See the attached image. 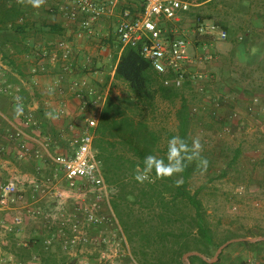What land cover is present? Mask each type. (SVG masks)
<instances>
[{
    "label": "rangeland",
    "instance_id": "rangeland-1",
    "mask_svg": "<svg viewBox=\"0 0 264 264\" xmlns=\"http://www.w3.org/2000/svg\"><path fill=\"white\" fill-rule=\"evenodd\" d=\"M48 4L53 5V2L46 0L44 6L48 7ZM127 7L136 16L140 13L141 3L120 0L115 14L107 16L112 14L108 13L97 20L103 29L93 26L94 34L83 32L78 26L80 36L103 52H93L96 66L91 65L95 63L92 60L94 55L87 52L84 68L71 60L70 70H66L62 63L54 66L36 57L31 49V34L25 32V26H36L32 19H36L45 8L36 9L38 13L33 14L35 9L19 5L17 0H0V123L5 130L0 134V186L14 180L26 197L25 203L0 210V264H43L42 255L29 249L31 240L45 246L48 252L44 253V258L52 264H139L145 258L143 253L133 254V246L121 219L112 215L108 217L111 212L106 201L100 202V214L107 215L106 222L92 227V222L86 220L82 199L78 198V192L66 187L51 158L57 152H68L76 144L83 113L76 104L79 113L70 111L69 106L58 115V112L49 111L47 104L50 98L47 79L54 67L61 68L63 74L56 87L63 96L69 94L71 97L72 93L66 88L70 75L83 77L84 71L94 72L95 69H98L96 72L100 73V78L92 84L110 88V96L115 98H126L130 94L128 87L112 74L117 60L115 48L119 43L115 29ZM197 8L198 15L193 7L188 16L189 26L167 24V29H177L190 39L186 72L205 73L209 79H189L176 97L166 100L157 96L152 103L141 104L138 113L142 115L135 113V116L144 119L158 133L159 154H165L168 139L179 133L177 111L183 101L187 103L191 111L188 140L191 143L192 138L199 137L203 145L202 156L209 161L206 172L199 169L193 172L188 187L192 193L199 191L198 197L203 202L208 226L214 235L213 243L205 246L200 243L208 252L205 256L211 259L221 242L244 236H264V0H208ZM8 18L17 19L20 24L13 26L11 20L1 21ZM207 18L227 27V39L213 37L206 41L199 38L197 19ZM244 37L250 40L248 46H241ZM106 46L108 49L105 50ZM10 47L12 53L8 51ZM14 52L18 55L10 65L4 59L11 58ZM210 53L214 54L212 61L197 60V57ZM73 55L75 57V50ZM90 65L95 67L89 68ZM32 66H36L37 71L29 72ZM74 71L79 73L74 74ZM5 88L10 92L4 93ZM17 98L24 109V114L19 117L15 111ZM47 112L59 120L63 118V126L56 129L52 119L46 118ZM30 115L33 121L26 125L25 120ZM5 116L31 138L28 135L25 139L23 136L10 138V133L17 128ZM72 121L75 125L71 128ZM106 139L116 153L135 157L118 137L108 134ZM23 142L27 149L21 147ZM144 185L136 184V194ZM157 190L159 199L153 203L147 197H137L131 219L135 222L141 220L145 229L151 228L155 236L162 229L191 232V238L196 236V228L190 222L195 208L180 198L173 201L174 191L167 190L161 183H158ZM116 191L110 186V200ZM165 201H169L168 208L164 207ZM154 211L157 212L155 215ZM160 211L165 217L158 215ZM16 216L20 221H14ZM174 218L178 220L172 228L167 222ZM135 244L137 246L138 241ZM165 252L169 255L170 249L166 248ZM148 257L154 261L155 254ZM183 261L190 264L189 257ZM217 262L264 264V240L252 246L243 245L241 240L232 241L210 264Z\"/></svg>",
    "mask_w": 264,
    "mask_h": 264
},
{
    "label": "built area",
    "instance_id": "built-area-1",
    "mask_svg": "<svg viewBox=\"0 0 264 264\" xmlns=\"http://www.w3.org/2000/svg\"><path fill=\"white\" fill-rule=\"evenodd\" d=\"M137 1L144 5L143 10L136 16H132L130 9L124 10L116 26L115 33L122 44L136 45L142 42L143 56L152 62L154 69L160 75L164 76L163 83L166 86L181 87L189 79H209L205 73L186 72L185 64L189 59L190 39L177 29H167L169 22L181 20V15L197 5L198 0ZM116 5L117 0H65L61 8L70 20L78 23L83 32L94 34L95 21L112 13ZM196 31L201 35L220 40L228 37L227 30L213 21L197 19ZM78 35L82 33L78 32ZM34 53L42 61L54 66L62 63L64 69L70 70L74 47L69 40L59 39L38 46ZM213 59V53L197 57L200 62H210ZM28 71L35 72L37 68L32 66ZM66 88L79 100V109L84 116L82 128L71 152L57 153L51 155V158L56 164L57 173L61 174L66 182V187L70 191L78 192V198L82 199L86 220L94 224H102L108 218L107 215L100 214L101 201H106L109 206V212L112 214L110 213L108 217L116 218L110 205V185L104 177L102 161L94 144L103 109L110 96V88H100L98 84H92L86 76L70 78ZM9 92L7 88L4 89V93ZM62 110L63 107L56 111L57 114L59 115ZM32 121L33 117L30 115L25 120V124L30 125ZM69 125L72 128L75 123ZM4 131L0 123V134H4ZM19 136H23V131L20 129L10 133V138L19 139ZM20 145L27 149L24 142ZM25 198V194L14 180H9L0 186V210L13 209L16 204L25 203ZM88 199L90 201H87ZM13 219L20 221L19 216ZM84 240L87 241V238L85 237Z\"/></svg>",
    "mask_w": 264,
    "mask_h": 264
},
{
    "label": "trees",
    "instance_id": "trees-1",
    "mask_svg": "<svg viewBox=\"0 0 264 264\" xmlns=\"http://www.w3.org/2000/svg\"><path fill=\"white\" fill-rule=\"evenodd\" d=\"M143 8L144 5L141 4L140 12ZM10 20L8 18V20L1 21L8 22ZM11 22L14 23L13 26L20 24L17 22V19L11 20ZM222 27L227 30V27ZM197 35L201 40L206 41L213 38L201 35L198 32ZM141 47L142 42L136 45H123L119 40L115 48L118 62L114 78L122 81L130 90V94L126 98L109 96L103 109L94 144L98 151V157L102 161V169L107 183L117 189L110 200L111 207L116 217L121 219L122 226L127 232L128 240L133 246V254L138 255L143 253L145 257L139 261V264H184L183 255L186 252L198 251L204 255H208L204 246L213 243L214 235L210 232L203 202L198 197L199 191L192 193L188 187L190 176L198 169L195 162L189 164L180 177L157 180L155 183L145 182L146 185L140 189L138 188L139 194H136V184L139 183L134 179L137 164L143 167V159L149 154L161 157L165 156V154H159L158 133L144 119L137 118L135 113L142 115L138 113L141 110L140 105L144 106L152 103L157 96L171 100L179 94V89L181 88L173 85L166 86L163 83L164 76L160 75L154 69L152 62L143 56ZM190 112L187 103L183 101L177 111L179 118L178 135L186 139H188ZM108 134L118 137L119 141L123 142L135 154V157H125L116 153L108 145V140L106 139ZM71 149H69L68 153L71 152ZM54 168H56L55 163ZM181 177L184 183L182 186L177 187L174 181ZM158 183L163 184L167 190L174 191L172 196L173 201L180 198L195 208V214L192 216L190 222L196 228V236L191 238V232L176 233L172 229H162L155 236L151 228L150 230L145 229L144 224L140 222L141 220L135 222L131 219L134 212L133 205H135L137 197L141 196L142 199L147 197L151 203L159 199L156 196L158 194ZM164 205L165 208H168L170 206L169 201H165ZM153 213L155 215L157 212L154 211ZM158 215L165 217L162 211L158 212ZM177 220V218H174L167 223L173 228V223H176ZM92 224V227L98 225ZM135 241H138L137 246ZM200 243H203L204 246H200ZM222 243L224 242L217 245L220 246ZM241 243L245 246H252L258 243V241L242 240ZM166 248L170 249L169 255L165 252ZM29 249L42 255L44 259L43 264H52L44 258V253L48 251L37 240L30 241ZM145 249H149L150 251H146ZM159 252L161 253L157 255ZM154 254V261L150 260L148 255L154 256ZM189 261L190 264H210L198 255L189 256ZM216 264H220V262Z\"/></svg>",
    "mask_w": 264,
    "mask_h": 264
},
{
    "label": "crops",
    "instance_id": "crops-1",
    "mask_svg": "<svg viewBox=\"0 0 264 264\" xmlns=\"http://www.w3.org/2000/svg\"><path fill=\"white\" fill-rule=\"evenodd\" d=\"M51 1L53 2V5L48 4V7L43 6L45 9L42 12L38 13L36 11V9H35L34 12L32 11L33 14L35 12L38 13L36 15V19L37 20L34 19V17L32 19L33 20V25H36V26H28V27L25 26L26 34H29V32L31 34V41H32L31 49L35 52L37 50L38 46L47 45L50 42H54L56 40L64 38V39L69 40L72 44H74L75 57H73L74 59H72V61L78 62L80 65H82V68H84L86 66L85 59H87V52L88 53L91 52V54L94 55L92 60H93V62H95L94 64H91V65H95L97 59L95 58L96 54H93V52H95L97 50L100 53H102L103 52V51H101L102 49L98 50V48L96 47V44H93L91 41H87L84 36H79L78 35V28H79L78 27V23L77 22H73L68 17H66L64 11L61 8L65 4V0H48V3H50ZM134 1L138 2L137 0H134ZM207 1L208 0H203V1L200 2L198 0L197 5L193 6L194 7V11L197 13V15H198V9H199L197 7H199L201 4L206 3ZM119 2H120V0H117V5L114 7V10H113L112 14H109L107 16L115 14L116 10L119 9L118 8ZM193 7L191 8V10L189 12L183 13L181 15V20H179L177 22H174V23L169 22L168 25L176 26L179 23V24H182L181 26H189V18H188V16H189V14H191L193 12ZM126 9H129V7L125 8L124 10H126ZM123 12L124 11H122L121 17L123 16ZM131 12H132V10H131ZM120 19L121 18H119L118 21ZM205 21H209L210 22V21H212V19L211 18H207V20H205ZM262 22L263 21L260 20V22H259V23H261L260 25H262ZM259 23H257V24H259ZM117 24H118V22H117ZM101 25H102V23L100 21H95V23H94V26H96V29L102 30L103 26H101ZM256 27H261L262 28L263 26H256ZM242 43L243 44L241 46H248L250 44V40L248 39V37H246V38L244 37V40H243ZM108 47L110 48L109 50L112 53V50H113L112 47H110V45ZM108 47L106 46L105 50L108 49ZM8 51H9V53L13 52L11 47L8 49ZM12 55L13 56L11 58L9 56V59L7 57L4 59V60H8L7 62H9L10 65H11V63L13 61L16 60L14 58V56H17L18 54H16L14 52V54H12ZM100 58H102V57L100 56ZM117 62H118V57H117V60H116V63H115L114 70L112 72L113 77H114V73H115V68H116ZM91 65L88 66V67L90 68V67H95L96 66V65L95 66H91ZM97 70L98 69H95L94 72H96ZM76 72L74 71V74L79 73V72H77V73ZM81 72L82 71H80V74H81ZM94 72H92V71L89 72L88 70H86V71L83 72V74L91 82L92 81L93 82H98L96 80H99V78H100L99 74L100 73L96 72V74L94 76ZM62 75H61V68L59 69L57 67L56 68L54 67V69L50 70V72L48 74V79H47L48 86H49L48 87V90H49L48 92L50 93L49 94L50 98L47 100V104H48V107H49L48 109H50L49 111L53 110L56 113V111L57 110L59 111L60 108L63 107V109H67L70 106V111H72V110L74 111L75 110V112L79 113L80 110L78 108L75 109V105L76 104L79 105V100L75 96H73L72 94H70L71 97L68 96L69 94L67 96H63V95H61L59 93V91H57L56 87L58 85L60 77L62 79ZM74 76L76 77V75H70L69 77L72 78ZM68 98H70V99H68ZM73 100H76V102H74ZM5 117L8 119L9 123H12L13 126H15L17 129H20V128L17 127L16 124H14V122L11 121L12 119H9L7 116H5ZM71 117H74V116H72V114H71ZM52 121L54 122V125H55L56 129H58L59 126H63L62 125L63 118L60 119V120L55 118V119H52ZM70 121L71 120H69V122ZM25 135L26 136L28 135V137L31 138V135L29 133L23 132V137H24L23 139H25ZM28 141H29V139H28Z\"/></svg>",
    "mask_w": 264,
    "mask_h": 264
},
{
    "label": "clouds",
    "instance_id": "clouds-1",
    "mask_svg": "<svg viewBox=\"0 0 264 264\" xmlns=\"http://www.w3.org/2000/svg\"><path fill=\"white\" fill-rule=\"evenodd\" d=\"M19 5L40 9L46 4V0H17ZM15 106L16 115L22 116L24 109L22 103L17 98ZM46 118L55 119L53 113H45ZM203 145L199 137L188 139L179 135H173L167 141L165 156H157L149 154L143 159V167L137 164L135 168L134 179L143 184L145 182L155 183L157 180L171 179L180 177L186 167L195 162L197 168L203 173L207 171L209 161L202 156ZM177 187L183 185V178H178L174 181Z\"/></svg>",
    "mask_w": 264,
    "mask_h": 264
},
{
    "label": "water",
    "instance_id": "water-1",
    "mask_svg": "<svg viewBox=\"0 0 264 264\" xmlns=\"http://www.w3.org/2000/svg\"><path fill=\"white\" fill-rule=\"evenodd\" d=\"M236 240H241V241L242 240H249V241L255 242V241H259V240H264V236L263 237H257V238L243 237V238H239V239H231L229 241H226L225 243H223L222 245L219 246V248L217 250V253L211 259H208L204 254H202L201 252H198V251H189V252H186L183 255V258L186 259V260H188V257L190 255H198V256L202 257L203 259H205L207 262L213 263L218 258L219 253L223 250V248L226 245H228L229 243H231L232 241H236Z\"/></svg>",
    "mask_w": 264,
    "mask_h": 264
}]
</instances>
